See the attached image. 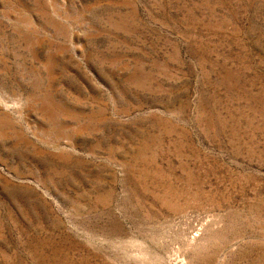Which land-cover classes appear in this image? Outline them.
Masks as SVG:
<instances>
[{"label": "rangeland", "instance_id": "rangeland-1", "mask_svg": "<svg viewBox=\"0 0 264 264\" xmlns=\"http://www.w3.org/2000/svg\"><path fill=\"white\" fill-rule=\"evenodd\" d=\"M0 264H264V0H0Z\"/></svg>", "mask_w": 264, "mask_h": 264}]
</instances>
